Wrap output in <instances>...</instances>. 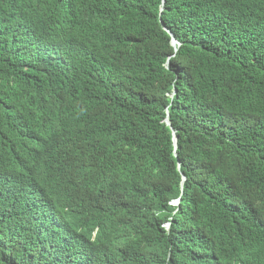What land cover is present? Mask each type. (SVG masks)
Returning a JSON list of instances; mask_svg holds the SVG:
<instances>
[{"label":"trees","instance_id":"1","mask_svg":"<svg viewBox=\"0 0 264 264\" xmlns=\"http://www.w3.org/2000/svg\"><path fill=\"white\" fill-rule=\"evenodd\" d=\"M0 264H264V0H0Z\"/></svg>","mask_w":264,"mask_h":264},{"label":"clouds","instance_id":"2","mask_svg":"<svg viewBox=\"0 0 264 264\" xmlns=\"http://www.w3.org/2000/svg\"><path fill=\"white\" fill-rule=\"evenodd\" d=\"M176 45H178V42H177ZM166 122H167V124L169 126V121L166 120ZM173 142H174V145L177 144V139L175 137V132H173ZM18 187H19V189H22V187H20V186H18ZM180 201H181L180 199L174 200L172 202V204L174 206H178ZM37 205H39V204H37ZM39 207L40 208L43 207V208L49 209V206L39 205ZM53 211L54 210L52 209V211H50V213H52ZM58 218L62 220V222H63L62 225H64V228L62 229V231H58L57 235H55L54 233L51 235L50 244H53L59 250L65 252L68 255L73 254L72 252L77 250V246H78L77 241H78L79 236H80V229L78 227V224L76 223L77 219L75 217L73 219H71L66 214H64L63 217L59 216ZM164 226L166 228H168L169 227V223H165ZM98 228H100L99 225H97L94 228L95 231H93V233H92L93 235H92L91 241H93V240L98 238V236H99L97 234ZM74 243H77V244L75 245Z\"/></svg>","mask_w":264,"mask_h":264},{"label":"water","instance_id":"3","mask_svg":"<svg viewBox=\"0 0 264 264\" xmlns=\"http://www.w3.org/2000/svg\"><path fill=\"white\" fill-rule=\"evenodd\" d=\"M172 43L175 46L177 44V41L175 39H173Z\"/></svg>","mask_w":264,"mask_h":264}]
</instances>
